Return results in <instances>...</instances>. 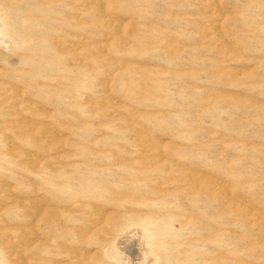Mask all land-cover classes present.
<instances>
[{"label": "rangeland", "instance_id": "1", "mask_svg": "<svg viewBox=\"0 0 264 264\" xmlns=\"http://www.w3.org/2000/svg\"><path fill=\"white\" fill-rule=\"evenodd\" d=\"M0 264H264V0H0Z\"/></svg>", "mask_w": 264, "mask_h": 264}]
</instances>
